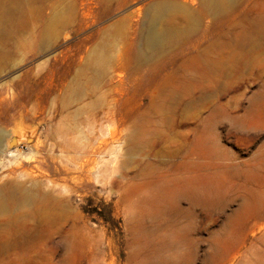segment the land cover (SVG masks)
Returning a JSON list of instances; mask_svg holds the SVG:
<instances>
[{"label":"rangeland","instance_id":"1","mask_svg":"<svg viewBox=\"0 0 264 264\" xmlns=\"http://www.w3.org/2000/svg\"><path fill=\"white\" fill-rule=\"evenodd\" d=\"M200 2L0 0V264H264V0Z\"/></svg>","mask_w":264,"mask_h":264},{"label":"bare ground","instance_id":"2","mask_svg":"<svg viewBox=\"0 0 264 264\" xmlns=\"http://www.w3.org/2000/svg\"><path fill=\"white\" fill-rule=\"evenodd\" d=\"M198 5H199V9L203 10L202 15H205V18H206L207 16H211V15H215L219 13L223 9L224 0H201L200 4ZM158 10L159 9H156V11ZM156 17H157V14H155L154 17L149 19L150 20L149 23H152V25L149 24L143 36V41H142V48H143L142 51L143 52L158 48L163 43V41L168 38V36L171 33V31H168L167 28H163V30L157 29L155 25L156 22L154 24V21H156ZM191 25L192 24L190 23V26ZM187 29L180 30V32L186 31ZM1 140H2V137L0 134V143H1ZM5 150H6V154L8 155H12L14 152V151H9V149H5Z\"/></svg>","mask_w":264,"mask_h":264}]
</instances>
